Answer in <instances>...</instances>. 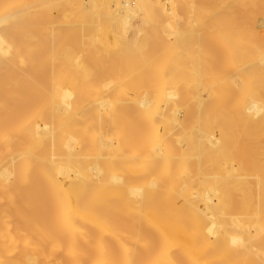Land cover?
Masks as SVG:
<instances>
[{"label":"bare ground","instance_id":"bare-ground-1","mask_svg":"<svg viewBox=\"0 0 264 264\" xmlns=\"http://www.w3.org/2000/svg\"><path fill=\"white\" fill-rule=\"evenodd\" d=\"M82 1L0 0V264H264V0H105L71 73Z\"/></svg>","mask_w":264,"mask_h":264},{"label":"rangeland","instance_id":"rangeland-1","mask_svg":"<svg viewBox=\"0 0 264 264\" xmlns=\"http://www.w3.org/2000/svg\"><path fill=\"white\" fill-rule=\"evenodd\" d=\"M74 1V0H73ZM77 1V0H76ZM132 1V0H131ZM199 3L201 2V0H197ZM83 2V4H84V6L86 7V8H89V7H91V0H83L82 1ZM90 2V3H89ZM99 2V1H98ZM86 3V4H85ZM87 3H89V4H87ZM111 3H112V5H111ZM110 3V5H111V8L112 9H114L115 8V6H114V4H113V2H111ZM98 4H100L101 6L100 7H98V9L100 10H98V12L96 13L97 15H98V17L97 16H95L94 15V12H93V14L91 13V12H89V13H87V14H89V15H86L85 17H83V21H88V22H84L85 24L83 25V21L80 23V24H82V26H83V30H85L84 29V27H85V25H89L90 24V27H91V32H85V34H83L82 35V31L80 32V34H79V36L76 38V41H74V42H70L69 40H67L66 39V30L64 29L63 30V28L62 27H60V29H62V31H61V33H59V35H57L56 37H53V38H51L50 39V45H51V47L53 48V49H55L56 50V47L57 46H59V44H67V43H69L68 44V49H67V52H68V54L70 55V57H72L73 59L75 58V60H76V58L78 59V57H80V59L82 60V61H77L78 63H79V65H77V67L78 66H81L82 68L80 69V70H75L74 69V72L72 71L71 72V70H69L68 69V67L65 65V62L63 61V60H61V59H59V60H57L56 61V63H53V65H52V72L53 73H64V72H67V70L68 71H70L71 73H88V71L90 70V68L92 67V65H93V62L91 61V62H89L88 60H87V58H85V57H87V53H88V47L86 46V45H88V43H89V36L91 37V38H94L93 36H95V35H97L96 37H99L98 39L100 40V38H103L102 36L100 37V34L102 35L103 33H104V31L105 30H108V31H112V30H114L116 27H117V25L119 24L118 22H110L108 25L106 24V26H105V24H103L102 22H104V21H102L103 19H101L100 18V15H102L103 14V16H101L102 18H104L105 19V13H106V6H107V1H105V0H103L102 2L100 1ZM104 4V5H103ZM90 5V6H89ZM103 6H105L104 8H103ZM113 6V7H112ZM178 8H179V10H178ZM183 7H177V9H176V18L178 19H175V21H176V23L178 24V26H180V27H184V25H187V24H189V22H190V16L188 15H185L184 14V10H185V8H183ZM101 9H105L104 11H102ZM181 9V10H180ZM65 11L62 9L61 10V8H60V6H58L57 8H54L53 10H52V16H54L55 17V22L56 21H58V23L60 22V20H61V22L64 20V17H63V15L65 14L64 13ZM102 12H104V13H102ZM179 12V13H178ZM100 14V15H99ZM182 14V17L184 18V20H183V18H181V19H179V16L178 15H181ZM91 15V16H90ZM94 17H93V16ZM184 15H185V17H184ZM56 16L58 17V19L56 18ZM65 16V15H64ZM88 16H90V17H88ZM66 17V16H65ZM190 17V18H189ZM88 18V19H87ZM92 18H95L96 20L94 21V19H92ZM186 18H187V20L189 19V22L186 20ZM90 19H91V21H90ZM66 21H68L69 22V24L71 23V21H69V20H72L71 19V16L69 17V20H68V17L65 19ZM183 20V21H182ZM187 22H186V21ZM98 23H97V22ZM101 21V23L99 24V22ZM68 22H67V24H68ZM57 23V22H56ZM87 23V24H86ZM187 23V24H186ZM96 24H98L97 26H96ZM184 24V25H183ZM29 25V24H28ZM27 25V22H26V20H21V22L19 23V27H22V26H28ZM93 25H95V26H93ZM130 25L132 26V28L133 29H130L129 30V32H128V34H127V36H126V38L128 39V47H131V49H133V54H135L136 56L137 55H139L140 53H141V51H143L141 54H146V53H148V51L146 52V50H147V46H148V48L149 47H151V43L149 44V42L150 41H148V43L146 42L147 40H148V32L151 30V28H154V26L155 27H158L157 25H154V24H151V22L150 21H148V20H144V19H142V18H140V19H136V20H133V21H131V23H130ZM59 26V25H58ZM93 26V27H92ZM103 26H104V28H103ZM110 28H108V27ZM153 26V27H152ZM96 27H97V29L99 30V31H101L100 32V34H99V32H98V30H97V32H96ZM98 27H102V28H98ZM106 27V28H105ZM57 28H59V27H57ZM112 29V30H111ZM137 29H143V30H145L146 29V32L147 33H145V36H144V33L142 32V36L140 35V36H137V33H136V30ZM103 32V33H102ZM132 32V33H131ZM86 35V36H85ZM93 35V36H92ZM131 35V36H130ZM146 35H148V36H146ZM103 36H104V34H103ZM108 36H112V37H108ZM107 36V39H108V42H109V44L113 41V35L112 34H109ZM144 36V37H143ZM38 38H40L41 40H38L39 42H42V41H45V38H46V35H39V36H37ZM80 37H84L85 39H82V38H80ZM138 37H140L139 38V40H138ZM146 37H147V40H146ZM104 38L106 39V37L104 36ZM103 38V39H104ZM135 38V39H134ZM144 38V39H143ZM64 39H66L67 41H64ZM104 39V40H105ZM84 40V41H83ZM87 40H88V43H87ZM104 40H102L103 42H104ZM138 40V41H137ZM140 40H141V42H140ZM149 40H151V38H149ZM65 42V43H64ZM151 42H152V40H151ZM43 43V42H42ZM77 45H76V44ZM87 43V44H86ZM147 43V44H146ZM72 44H74V45H72ZM161 44V43H160ZM85 45V46H84ZM138 47H137V46ZM70 46V47H69ZM72 46L74 47V48H72ZM153 46V45H152ZM87 47V48H86ZM160 47V46H159ZM157 48L158 50L160 49V48ZM197 47V46H196ZM103 48V47H102ZM143 48V49H142ZM161 48H162V46H161ZM55 50H54V52H55ZM71 50H72V52H71ZM138 50H140V51H138ZM145 50V51H144ZM161 50V49H160ZM71 53H70V52ZM85 51V52H84ZM136 51H137V53H136ZM197 52V54L199 55V51L197 50L196 51ZM194 53H195V51H194ZM196 54V53H195ZM115 55H116V53L114 52V54H113V56L110 58V60H109V65L108 66H111V64H112V66L114 65V66H120V65H122V64H124V60H126V59H121L120 61H118V62H113V59H114V57H115ZM145 57V56H144ZM142 58L143 57H136V59L138 60V61H140V60H142ZM85 59V60H84ZM21 60H24V62H22L20 65L23 67V65H25L24 63H27V61H28V58H23V59H21ZM38 61H42V63L44 62V59H42V57H37V59L35 60V64L38 62ZM88 61V62H87ZM77 62L76 61H74L73 62V64H77ZM85 62V63H84ZM88 63V64H87ZM114 63V64H113ZM169 63V64H168ZM168 66H170L171 65V62H169L168 61ZM119 64V65H118ZM142 63L140 62V64H139V66L138 67H143L142 65H141ZM166 64V63H165ZM84 65V66H83ZM141 65V66H140ZM190 65L191 64H187L186 63V67H190ZM168 66H167V68H168ZM22 67H20L19 69H18V72L19 73H22ZM70 67V66H69ZM75 67V66H74ZM71 68V67H70ZM79 69V68H78ZM189 69V68H188ZM187 69V70H188ZM121 70V69H120ZM119 70V71H120ZM141 70L142 71H140L139 69L137 70V72L136 71H134L135 73H139V72H143V68H141ZM161 70V69H160ZM40 71V70H39ZM124 71L122 70V72L121 73H123ZM133 72V73H134ZM156 72V71H155ZM158 72H160V71H158ZM157 73V72H156ZM5 101V100H4ZM6 102V101H5ZM21 201H22V199L20 198V199H18L17 201H16V208L18 209L19 207H20V205H21ZM19 250V249H18ZM112 251H110V252H105L104 254L105 255H109L110 253H111ZM56 256H59V255H56ZM91 262H92V259H88V260H85V261H81V264H91ZM137 264H140V263H137Z\"/></svg>","mask_w":264,"mask_h":264}]
</instances>
